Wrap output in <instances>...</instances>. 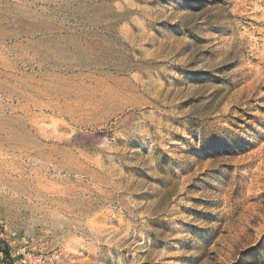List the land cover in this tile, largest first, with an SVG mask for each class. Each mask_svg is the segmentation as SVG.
Instances as JSON below:
<instances>
[{
  "label": "rangeland",
  "instance_id": "374dc122",
  "mask_svg": "<svg viewBox=\"0 0 264 264\" xmlns=\"http://www.w3.org/2000/svg\"><path fill=\"white\" fill-rule=\"evenodd\" d=\"M0 223L59 264H264V0H0Z\"/></svg>",
  "mask_w": 264,
  "mask_h": 264
},
{
  "label": "built area",
  "instance_id": "2783aa9c",
  "mask_svg": "<svg viewBox=\"0 0 264 264\" xmlns=\"http://www.w3.org/2000/svg\"><path fill=\"white\" fill-rule=\"evenodd\" d=\"M0 245L6 247L9 259L0 250L4 264H59L55 249H50L49 240H37L32 235L18 234L14 229L0 223Z\"/></svg>",
  "mask_w": 264,
  "mask_h": 264
}]
</instances>
